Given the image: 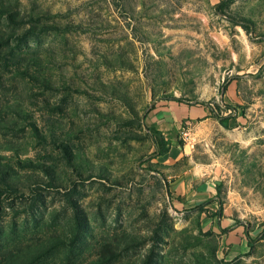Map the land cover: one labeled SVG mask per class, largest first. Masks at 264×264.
Masks as SVG:
<instances>
[{
	"label": "rangeland",
	"instance_id": "374dc122",
	"mask_svg": "<svg viewBox=\"0 0 264 264\" xmlns=\"http://www.w3.org/2000/svg\"><path fill=\"white\" fill-rule=\"evenodd\" d=\"M170 99L213 111L173 166ZM0 264H264V0H0Z\"/></svg>",
	"mask_w": 264,
	"mask_h": 264
},
{
	"label": "crops",
	"instance_id": "0c3cea01",
	"mask_svg": "<svg viewBox=\"0 0 264 264\" xmlns=\"http://www.w3.org/2000/svg\"><path fill=\"white\" fill-rule=\"evenodd\" d=\"M210 113L204 107L188 105L176 101L159 100L154 104L148 116L150 126L162 133L166 140L171 141L170 151L164 160L170 165L180 163L183 156L182 149L175 143V133L182 125L191 126L202 120L209 119ZM170 192L179 205L181 203L192 206H201L216 197L214 179H203L197 169L190 167L178 174L171 175ZM222 223V222H221ZM212 222H206L207 228L212 227ZM232 243L234 248L244 252L246 242L236 226L232 227ZM214 230H216L214 228ZM238 244V245H237Z\"/></svg>",
	"mask_w": 264,
	"mask_h": 264
},
{
	"label": "trees",
	"instance_id": "16d2710c",
	"mask_svg": "<svg viewBox=\"0 0 264 264\" xmlns=\"http://www.w3.org/2000/svg\"><path fill=\"white\" fill-rule=\"evenodd\" d=\"M170 100H171V101L180 102V103L183 102V100H181V99H170ZM210 111H211L210 114H213L212 109H211ZM228 121H229V119H226V118H221V119H220V123H221V125L224 126L225 128H228ZM148 130H149L153 135H158V136L162 139V141H163L165 144L167 143V141L165 140V138H164V136L162 135V133H160L159 131H156L154 128H148ZM168 152H169V150H166V151L160 153V155L166 154V153H168ZM219 191H220V189L218 188V195L216 196V198L209 200L208 202H206L205 204H203V205H201V206H199V207H196V210H203L204 206H207V205L212 204V203L214 202L215 199H218V200H219ZM222 210H223V208H222V206L220 205V207H219V212L221 213Z\"/></svg>",
	"mask_w": 264,
	"mask_h": 264
}]
</instances>
